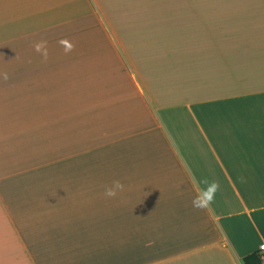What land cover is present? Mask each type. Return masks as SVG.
<instances>
[{"label":"crops","instance_id":"obj_1","mask_svg":"<svg viewBox=\"0 0 264 264\" xmlns=\"http://www.w3.org/2000/svg\"><path fill=\"white\" fill-rule=\"evenodd\" d=\"M138 8L145 48L116 13ZM4 71L0 264H247L258 251L264 0H0ZM203 178L220 191L197 210ZM116 179L124 192L106 198Z\"/></svg>","mask_w":264,"mask_h":264},{"label":"clouds","instance_id":"obj_2","mask_svg":"<svg viewBox=\"0 0 264 264\" xmlns=\"http://www.w3.org/2000/svg\"><path fill=\"white\" fill-rule=\"evenodd\" d=\"M57 43L63 48L66 55L75 49V45L66 38H61ZM33 50L41 58L42 62H47L49 60L50 52L46 40L35 42L33 44ZM28 62L31 63V60L29 59ZM0 79L7 82L10 79V74L7 71L0 72ZM190 179H194V177H190ZM201 184L203 187H199ZM124 190V183L116 179L113 180L110 185L105 186L104 196L112 199L117 197L119 193L124 192ZM193 190L196 194L191 201L192 207L197 210H206L215 201L216 194L220 191V184L216 180L209 181L207 178H203L194 183ZM260 248L264 251V244H262Z\"/></svg>","mask_w":264,"mask_h":264},{"label":"rangeland","instance_id":"obj_3","mask_svg":"<svg viewBox=\"0 0 264 264\" xmlns=\"http://www.w3.org/2000/svg\"><path fill=\"white\" fill-rule=\"evenodd\" d=\"M114 11V10H113ZM235 11L236 14H241L242 10H232L233 14L235 15ZM119 12V14L117 13ZM117 16H119L121 13H123V19L121 20V22L123 23V27L126 28H133V30L135 31L137 37H134V43L139 42L138 46L139 47H146V39L149 38V34H151L150 30H147V25L146 23L148 22L146 20L147 17V13L145 12V10L143 9H134V10H116ZM236 17V16H235ZM135 35V36H136ZM176 43V42H174ZM152 50H155V55H162V50L163 48H161V44L160 42H155V47L152 46ZM160 60L157 62V64L159 63L160 66L162 67H166V68H171L174 65H177V59L178 58H165L164 56H162L161 58H159Z\"/></svg>","mask_w":264,"mask_h":264},{"label":"trees","instance_id":"obj_4","mask_svg":"<svg viewBox=\"0 0 264 264\" xmlns=\"http://www.w3.org/2000/svg\"><path fill=\"white\" fill-rule=\"evenodd\" d=\"M245 262L247 264H260V258L258 255V251L256 253H252L249 256L245 257Z\"/></svg>","mask_w":264,"mask_h":264},{"label":"built area","instance_id":"obj_5","mask_svg":"<svg viewBox=\"0 0 264 264\" xmlns=\"http://www.w3.org/2000/svg\"><path fill=\"white\" fill-rule=\"evenodd\" d=\"M264 244L261 243L260 246ZM260 246L258 247V255H259V258H260V264H264V251L261 250Z\"/></svg>","mask_w":264,"mask_h":264}]
</instances>
